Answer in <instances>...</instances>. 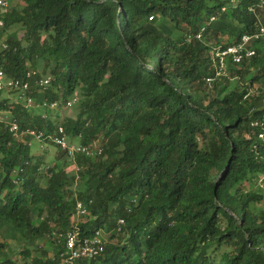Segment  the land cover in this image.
Returning a JSON list of instances; mask_svg holds the SVG:
<instances>
[{"label":"trees","instance_id":"trees-1","mask_svg":"<svg viewBox=\"0 0 264 264\" xmlns=\"http://www.w3.org/2000/svg\"><path fill=\"white\" fill-rule=\"evenodd\" d=\"M0 17V70L38 77L30 66L43 65L51 83L31 93L60 102L58 113L28 108L0 90L3 115L102 148L71 157L48 141L73 173L0 120V264H63L69 230L109 233L99 255L77 264H264V38L205 81L216 47L264 26V0H19ZM7 226L58 251L6 257Z\"/></svg>","mask_w":264,"mask_h":264},{"label":"built area","instance_id":"built-area-1","mask_svg":"<svg viewBox=\"0 0 264 264\" xmlns=\"http://www.w3.org/2000/svg\"><path fill=\"white\" fill-rule=\"evenodd\" d=\"M11 0H0V14L9 8ZM222 10H226L225 7ZM217 15H213L210 19L215 20ZM4 19L0 17V28L4 26ZM205 27L197 34V38H202ZM264 38V26L257 32L252 34H244L240 41L226 46L216 47L213 54V68L214 73L207 76L205 81L211 85L218 77L225 75L230 65L236 66L243 61L244 58H250L256 54V49L250 47L249 44L252 40H259ZM3 47L6 45L3 44ZM36 71H29L25 77H13L5 74L0 70V90L13 92L14 98L11 100L19 103L25 107L31 108L35 105L48 109L56 110L60 107L59 101L49 102L43 99L41 102H36L32 95L33 88L37 87L40 91L45 90L51 83V77L38 76ZM78 101V96H74L66 102L67 107H72ZM8 115V113H7ZM7 115H3L0 110V120H7L10 131L15 137L24 142L25 144L32 145L33 141L47 143L48 141L55 142L62 150L66 151L71 157L76 153L86 154L87 156H96L102 153V148L97 141L84 145L82 143H73L68 139L63 126H59L55 133L45 134L43 131H36L34 129H22L20 124L16 121L9 120ZM89 208L82 202L77 204V214L85 215L88 213ZM124 220L119 219V223ZM65 238V252L63 254V264H77L80 259H92L99 255L104 250L106 242L102 230H97L95 234L89 237L81 238L77 230H69L64 234Z\"/></svg>","mask_w":264,"mask_h":264},{"label":"rangeland","instance_id":"rangeland-1","mask_svg":"<svg viewBox=\"0 0 264 264\" xmlns=\"http://www.w3.org/2000/svg\"><path fill=\"white\" fill-rule=\"evenodd\" d=\"M18 1L19 0H11L10 6L17 3ZM6 38H7V34L0 28V48L4 44ZM222 39L227 40L228 38L227 36H224ZM30 67H32V69H37L39 72H41V74H43V76L45 75L49 76L46 73L44 74L43 65H41L38 68H35L33 66H30ZM231 83H232V86H235V84H237V79H231ZM37 94H38V97H37L38 100L43 97V92L42 93L38 92ZM8 96H11V97H8ZM1 98H8V99L10 98L9 100H12L14 98V94L13 92L10 93V92L5 91L2 93ZM48 111L58 113L60 110L59 109H56V110L48 109ZM69 113L70 115H73L72 110H70ZM58 118H61V117H58ZM73 143H76V144L80 143L79 138L74 140ZM31 149L34 154H45L48 162L54 163V161H56V163L59 164L61 167H64V168L68 167L71 170L74 168L73 165L71 164L72 161L71 160L66 161L67 159L66 157H63L62 159H58V157L60 156V152L58 150L59 148L51 142L41 143V142L33 141L31 145ZM71 172L75 173L76 169H73ZM44 184H46V179L44 180ZM263 191H264V186H263ZM258 205L259 207L264 209V200ZM112 208H115V205H112ZM33 209L35 212H38V207H33ZM114 215L116 216V214ZM81 216L82 215L78 216L79 217L78 219L80 220L87 219V217L82 218ZM115 216L113 217L112 221L115 220L116 218ZM102 232L107 241L109 233L106 230H102ZM3 237L9 240V243H10V246L5 253V256L11 257L13 259H17L19 261L22 260V251L24 250V248H26V246L31 249L32 255H42V249L47 250L50 256H53L58 251L57 245L54 242H51L48 238H40L38 240L27 243L25 239L22 237V235L19 233V231H17L13 226H7L4 229Z\"/></svg>","mask_w":264,"mask_h":264},{"label":"crops","instance_id":"crops-1","mask_svg":"<svg viewBox=\"0 0 264 264\" xmlns=\"http://www.w3.org/2000/svg\"><path fill=\"white\" fill-rule=\"evenodd\" d=\"M8 97H11V96H8ZM11 101V100H10ZM7 117H10V115H7Z\"/></svg>","mask_w":264,"mask_h":264}]
</instances>
